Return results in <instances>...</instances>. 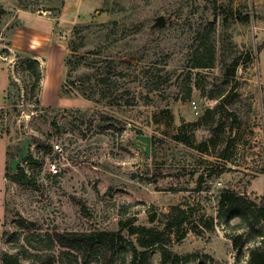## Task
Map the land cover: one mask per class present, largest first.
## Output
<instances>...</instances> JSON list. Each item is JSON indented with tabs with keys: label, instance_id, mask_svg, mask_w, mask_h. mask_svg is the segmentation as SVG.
Returning <instances> with one entry per match:
<instances>
[{
	"label": "rangeland",
	"instance_id": "1",
	"mask_svg": "<svg viewBox=\"0 0 264 264\" xmlns=\"http://www.w3.org/2000/svg\"><path fill=\"white\" fill-rule=\"evenodd\" d=\"M225 191L264 208V0H0V264H82L55 232L163 231L173 207L181 264H247L264 237L228 221ZM127 232L114 264H131Z\"/></svg>",
	"mask_w": 264,
	"mask_h": 264
},
{
	"label": "trees",
	"instance_id": "2",
	"mask_svg": "<svg viewBox=\"0 0 264 264\" xmlns=\"http://www.w3.org/2000/svg\"><path fill=\"white\" fill-rule=\"evenodd\" d=\"M26 9V8H25ZM24 9V10H25ZM28 10V9H26ZM76 48L69 44V50L72 52ZM31 58L25 59V64H28L36 77V85H38L42 79L41 71L37 69L38 61H32ZM71 63V57L69 55L65 58L66 74L67 67ZM238 63L234 64L233 70L237 67ZM70 94V89L68 88L67 81L61 86V95L65 96ZM101 98H107V96L102 95ZM20 179L27 181L29 176L25 173L24 169L20 168ZM240 197L234 193H229L228 191L223 192L220 197V207L224 208L226 205L228 207V221L233 217H241L243 220L248 221L249 224L254 226L253 230L260 236L264 237V229L259 226L261 222H264V208H259L254 211L252 209L253 204L247 205L245 203H239ZM247 203V202H246ZM240 204H243L240 206ZM251 217V219H249ZM189 219V213L186 209L181 207H173L172 211L167 216V221L164 224L163 231L158 229V227H147L143 225H123V229L118 231H108L95 229L93 231L86 232H60L57 231L53 234V238L56 242L65 249L76 250L79 252L82 264H92L94 261H98L99 264H114L115 263V252L117 246L125 240V235L123 234L124 228L128 230L127 234L130 236H136V244L131 243L132 259L131 264H146L150 254V249L154 247H160L164 264L170 262L171 264H181L183 258L180 255L173 253L167 247H164L163 235L165 231L174 232L180 235L177 241H182L187 236V229L184 225ZM155 219H152L154 222ZM205 226L212 230L213 226L205 223ZM48 236H51L47 234ZM264 240V239H262ZM233 244L236 248L240 246L239 237L233 239ZM262 242V241H261ZM140 257V259H139ZM2 264H48L45 259H31L26 262L21 261L18 256L10 255L8 253L4 254L1 259ZM247 264H264V247H258L250 252V260Z\"/></svg>",
	"mask_w": 264,
	"mask_h": 264
},
{
	"label": "crops",
	"instance_id": "3",
	"mask_svg": "<svg viewBox=\"0 0 264 264\" xmlns=\"http://www.w3.org/2000/svg\"><path fill=\"white\" fill-rule=\"evenodd\" d=\"M22 14H23V13H21V14L19 15V17H20ZM40 18L50 20V19H48V18H44V17H40ZM50 21L53 23L52 20H50ZM53 24H54V23H53ZM21 29H22V28L19 26V27L16 29V31H15V33H14V35H13V38H12V46H13L15 49H16V41H17L19 35H20L21 32H22ZM52 30H53V27H52ZM32 55H33V57H36V58L42 56V55H40V54H36V53H34V54H32Z\"/></svg>",
	"mask_w": 264,
	"mask_h": 264
},
{
	"label": "built area",
	"instance_id": "4",
	"mask_svg": "<svg viewBox=\"0 0 264 264\" xmlns=\"http://www.w3.org/2000/svg\"><path fill=\"white\" fill-rule=\"evenodd\" d=\"M56 148L59 151L61 150L58 145L56 146ZM49 170H50V172H52L53 176H56L60 172L59 164L57 162H50L49 163Z\"/></svg>",
	"mask_w": 264,
	"mask_h": 264
},
{
	"label": "water",
	"instance_id": "5",
	"mask_svg": "<svg viewBox=\"0 0 264 264\" xmlns=\"http://www.w3.org/2000/svg\"><path fill=\"white\" fill-rule=\"evenodd\" d=\"M132 178H135V175H132Z\"/></svg>",
	"mask_w": 264,
	"mask_h": 264
}]
</instances>
